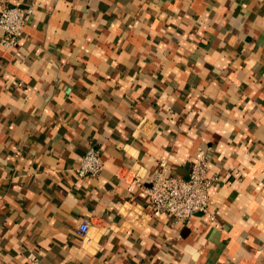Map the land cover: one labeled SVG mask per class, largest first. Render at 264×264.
Here are the masks:
<instances>
[{
	"label": "crops",
	"instance_id": "crops-1",
	"mask_svg": "<svg viewBox=\"0 0 264 264\" xmlns=\"http://www.w3.org/2000/svg\"><path fill=\"white\" fill-rule=\"evenodd\" d=\"M2 3L33 13L0 45V264H264V0ZM202 153L215 218L153 216Z\"/></svg>",
	"mask_w": 264,
	"mask_h": 264
},
{
	"label": "built area",
	"instance_id": "built-area-1",
	"mask_svg": "<svg viewBox=\"0 0 264 264\" xmlns=\"http://www.w3.org/2000/svg\"><path fill=\"white\" fill-rule=\"evenodd\" d=\"M33 10L21 4H5L0 7V45L17 46L24 37ZM104 169V161L100 147L92 145L88 148L74 170L79 177H98ZM216 175H210V160L202 153L193 161L189 175L180 177L173 173L169 162L162 159L152 182L144 189L152 207L153 216L168 215L171 224L176 226L189 224L195 214L202 212L211 219L215 216L209 210L210 192ZM132 189V186L130 187ZM91 220L84 219L77 228L80 237L89 234ZM28 264H43L36 256L29 257Z\"/></svg>",
	"mask_w": 264,
	"mask_h": 264
}]
</instances>
